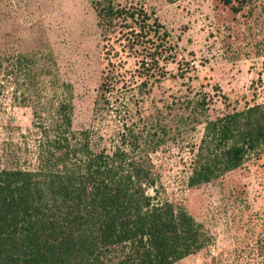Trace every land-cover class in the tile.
I'll list each match as a JSON object with an SVG mask.
<instances>
[{"label": "rangeland", "instance_id": "obj_1", "mask_svg": "<svg viewBox=\"0 0 264 264\" xmlns=\"http://www.w3.org/2000/svg\"><path fill=\"white\" fill-rule=\"evenodd\" d=\"M111 1L145 12L149 33L143 15L107 16L100 0H0V56L35 59L47 92L70 95L71 128L88 131L93 150L141 134L163 195L205 239L174 264H264V149L188 186L206 116L264 102V0ZM22 81L0 97V168L32 158L33 110L13 95Z\"/></svg>", "mask_w": 264, "mask_h": 264}, {"label": "trees", "instance_id": "obj_2", "mask_svg": "<svg viewBox=\"0 0 264 264\" xmlns=\"http://www.w3.org/2000/svg\"><path fill=\"white\" fill-rule=\"evenodd\" d=\"M99 4L107 16L143 15L137 23L149 33L145 12ZM35 64L25 54L0 56V97L23 76L13 95L31 104L35 128L32 158L15 154V166L0 168V264H174L200 250V225L163 195L141 134H122L111 152L93 150L88 131L71 128L70 95L47 92ZM205 102L197 101L202 111ZM262 149L264 102L206 116L188 186L208 183Z\"/></svg>", "mask_w": 264, "mask_h": 264}]
</instances>
